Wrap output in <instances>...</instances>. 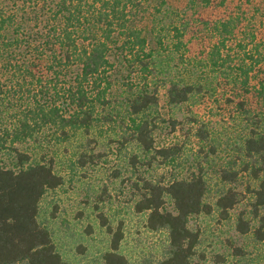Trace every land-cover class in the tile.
<instances>
[{
    "label": "trees",
    "instance_id": "16d2710c",
    "mask_svg": "<svg viewBox=\"0 0 264 264\" xmlns=\"http://www.w3.org/2000/svg\"><path fill=\"white\" fill-rule=\"evenodd\" d=\"M0 69L53 86L0 135V149L9 141L12 151L11 166L0 162V264H69L38 219L45 192L63 183L54 157L14 147L32 139L39 148L45 126L52 132L43 136L55 143L80 135L77 159L91 163L101 156L91 143H100L104 125L117 121L127 129L109 141L129 151L134 212L144 215L147 231L165 234L154 264H199L202 231L189 218L215 212L230 220L244 199L248 209L237 213L235 230L264 240V0H0ZM116 83L122 111L111 105ZM160 89L166 105L185 108L200 144L185 177L177 174L181 147L155 144L162 123L175 131L180 121L176 112L163 117ZM204 112L225 113L235 136L222 126L229 159L212 169L222 185L212 202L207 166L218 150L215 120ZM144 162L170 171L147 177L136 167ZM98 216L109 236L102 264H147L121 251L122 221L112 226ZM232 249L245 254L241 246Z\"/></svg>",
    "mask_w": 264,
    "mask_h": 264
},
{
    "label": "rangeland",
    "instance_id": "374dc122",
    "mask_svg": "<svg viewBox=\"0 0 264 264\" xmlns=\"http://www.w3.org/2000/svg\"><path fill=\"white\" fill-rule=\"evenodd\" d=\"M121 86V83H116L110 94L111 105L120 111L122 109L118 101H122L124 96ZM45 87H48L50 92L53 90L52 84H47L46 80L32 79L30 82H24L11 72L0 69V135H3L4 130L14 127L21 110L33 107L34 98L43 100L40 96ZM160 105L163 117L167 118L176 112L180 121L175 131L169 130L168 126L162 123L161 128L155 132V144L157 147L180 146L185 160L177 168V174L179 177L188 176L195 168V157L200 146L198 139L192 135L195 128L183 117L185 108L175 110L166 105L163 89H160ZM109 110L114 112L113 109ZM199 111L202 112L201 109ZM204 115L205 118H211V121L215 120L212 134L215 139L212 140L218 150L211 164L207 166L210 181L207 200L212 202L222 186L212 169L217 170L229 159L230 150L224 145L226 134L222 129L227 127V134L232 138L235 136L231 132V120L225 113H210V116L208 112H204ZM121 126L117 121L103 126L105 132L100 140V143L104 141L103 144L91 143L93 151L101 154L100 157L93 158V163L77 159V152L83 149L84 142L80 135L66 142L55 143L52 136H43L52 132V129L46 126L37 137L41 148H38V143L32 139L14 143V147L20 151H34L37 152L36 156L54 157L55 170L62 175L63 183L58 188L45 192L40 201L38 219L50 230L57 250L69 264H102L101 254L108 248L109 236L105 226L101 224L99 213L112 226L119 221L123 222L124 238L121 251L132 261L154 264L163 252L165 234L147 231L143 226L144 215L134 212V172L127 157L129 151L121 149L115 141H109L116 139L118 133L122 134L127 130ZM4 145L5 148L0 149V162L4 166H11L12 151L10 153L8 148L9 141ZM138 158L141 160L143 157L140 155ZM143 161L146 159L143 158ZM136 167L147 177H156L160 173L170 171L169 166H157L155 163L152 166L146 162L141 165L136 163ZM238 189L245 191L244 179ZM247 196L249 197L248 194ZM246 203L247 199H244L242 204L234 208L231 211V219L227 221L218 219L215 212L189 218V226L202 231L198 246V253L201 254H197L195 258L199 264H264V240L256 243L250 236H242L235 230L234 219L239 210L248 209ZM233 245L241 246L244 256L233 255Z\"/></svg>",
    "mask_w": 264,
    "mask_h": 264
}]
</instances>
